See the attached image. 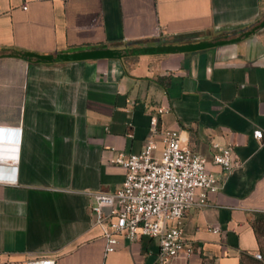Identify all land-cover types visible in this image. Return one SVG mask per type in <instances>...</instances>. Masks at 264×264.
<instances>
[{
    "label": "crops",
    "instance_id": "0c3cea01",
    "mask_svg": "<svg viewBox=\"0 0 264 264\" xmlns=\"http://www.w3.org/2000/svg\"><path fill=\"white\" fill-rule=\"evenodd\" d=\"M165 130L218 185L187 210L194 252L172 264H257L264 0H0V264L154 263L146 236L105 252L90 207L121 186L117 155L151 138L159 155ZM213 143L238 161L228 175Z\"/></svg>",
    "mask_w": 264,
    "mask_h": 264
},
{
    "label": "built area",
    "instance_id": "2783aa9c",
    "mask_svg": "<svg viewBox=\"0 0 264 264\" xmlns=\"http://www.w3.org/2000/svg\"><path fill=\"white\" fill-rule=\"evenodd\" d=\"M155 125L156 118L152 117L153 132ZM253 136L261 139L260 129L254 130ZM161 142L159 155L155 154L156 143L152 138L138 152L117 155L115 163L125 169L121 186L112 192L93 193L90 208L94 223L101 230L105 252L114 251L120 237L135 240L139 236L157 242L158 251L152 264H172L173 260L187 259L194 252L193 245L184 237V217L191 206L207 203L208 192L218 189L217 177L198 151L181 146L178 131H163ZM213 147L211 163L228 175L238 164L231 147L217 143ZM6 160L0 156V165ZM254 256L262 258L260 252ZM26 264H54V259L33 258Z\"/></svg>",
    "mask_w": 264,
    "mask_h": 264
},
{
    "label": "trees",
    "instance_id": "16d2710c",
    "mask_svg": "<svg viewBox=\"0 0 264 264\" xmlns=\"http://www.w3.org/2000/svg\"><path fill=\"white\" fill-rule=\"evenodd\" d=\"M252 228L259 244V252H263L261 247V237L264 236V212H256L252 220ZM263 254V255H262ZM246 253H242L240 256V264H242L243 257ZM262 258L257 259V264H264V252L261 253Z\"/></svg>",
    "mask_w": 264,
    "mask_h": 264
},
{
    "label": "rangeland",
    "instance_id": "374dc122",
    "mask_svg": "<svg viewBox=\"0 0 264 264\" xmlns=\"http://www.w3.org/2000/svg\"><path fill=\"white\" fill-rule=\"evenodd\" d=\"M261 247H262V250L264 252V236L261 237ZM263 252H261V253H263Z\"/></svg>",
    "mask_w": 264,
    "mask_h": 264
}]
</instances>
